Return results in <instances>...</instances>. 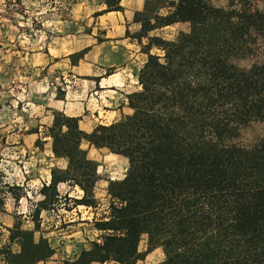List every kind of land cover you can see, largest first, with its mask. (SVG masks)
Wrapping results in <instances>:
<instances>
[{"label": "trees", "instance_id": "1", "mask_svg": "<svg viewBox=\"0 0 264 264\" xmlns=\"http://www.w3.org/2000/svg\"><path fill=\"white\" fill-rule=\"evenodd\" d=\"M105 3L119 9V0ZM173 8L163 26L187 22L189 30L173 40L148 37L162 55L147 52L140 89L127 96L131 114L90 133L78 117L54 115L52 153L68 165L51 171L49 187L75 183L84 192L77 203L90 205L97 163L81 148L86 140L128 167L110 181L101 243L82 255L135 264L146 235L164 264H264V142L240 141L264 120V9L250 0H177ZM245 59L248 66L237 63Z\"/></svg>", "mask_w": 264, "mask_h": 264}, {"label": "rangeland", "instance_id": "2", "mask_svg": "<svg viewBox=\"0 0 264 264\" xmlns=\"http://www.w3.org/2000/svg\"><path fill=\"white\" fill-rule=\"evenodd\" d=\"M75 1L0 0V198L3 203L0 264H118L114 260L91 261L92 256L82 255V252L91 250L93 242L102 241L105 232L98 224L111 214L109 184L125 177L127 159L115 157L108 149H97L82 140L81 148L97 163V181L87 188L86 200L90 205L77 203L84 192L75 183H70L75 185L72 188L60 185L59 189L41 185L48 170L57 169L47 155L52 140L44 139L54 115L61 112L54 108V100L62 99L64 90L73 89L78 90L73 94L75 99H90L93 106L105 98L97 84H92L90 92L86 82L79 80L83 77H73L65 62L46 66L41 59L53 37L68 30L66 25L71 21ZM176 1L146 0L144 11L135 15L145 30L155 27L147 33L141 29L137 34L143 36L140 39L142 51L161 56V50L155 46L149 49L153 42L149 43L148 37L173 40L180 32L189 30L187 22L163 26V18L173 11ZM228 1L212 0V3L225 7ZM250 1L264 9V0ZM237 63L246 67L250 61ZM130 78L132 82L119 92L122 96L117 94L119 100L140 89L138 76ZM93 108L85 115L92 114ZM131 113L130 108L106 120L115 122ZM51 119L50 126L46 127ZM89 124L90 120L85 118L79 127L83 130ZM98 124L92 122V130ZM240 141L248 147L264 142V120L242 130ZM61 175L57 173L58 177ZM68 238L80 242L82 248L61 245ZM137 251L139 259L135 264H164L162 248H150L146 235L141 236Z\"/></svg>", "mask_w": 264, "mask_h": 264}, {"label": "crops", "instance_id": "3", "mask_svg": "<svg viewBox=\"0 0 264 264\" xmlns=\"http://www.w3.org/2000/svg\"><path fill=\"white\" fill-rule=\"evenodd\" d=\"M145 3L146 0H119L118 10L107 11L105 0H76L71 10V21L66 25L68 30L63 35L53 37L47 47V53L41 57L46 66L65 62L73 77H83L79 80L86 82V88L89 91L95 83L98 85L99 92L103 93L104 101L100 100L94 106L90 99L88 101L75 99L73 94L78 92L76 89L64 90V97L54 100L53 105L56 110L67 116L79 117V123L85 122V118L90 120L91 124L85 126L83 131H91L92 122L110 124L112 121H107L106 118L114 119L130 110L127 97L119 100L118 95L122 96L119 92L132 82L130 77L137 79L139 70L147 58V52L142 51L141 48L140 39L143 36H137L142 26L135 19L136 14L144 11ZM90 107H94V112L85 115ZM51 122L52 119L46 127L50 126ZM44 139H50V137L46 136ZM47 152L50 160L55 163L54 165L52 163L54 167L66 170L68 165L66 158L55 157L51 145ZM110 154L115 157L120 156L126 161V158L121 155ZM50 169L43 178V183L40 181L43 187H48L51 183ZM70 183L60 181L56 187L75 186ZM62 244L71 249H81L83 246L72 238L62 241Z\"/></svg>", "mask_w": 264, "mask_h": 264}]
</instances>
